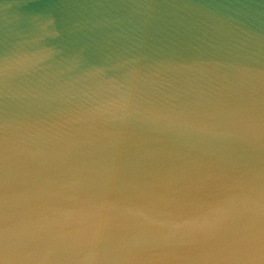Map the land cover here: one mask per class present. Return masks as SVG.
I'll use <instances>...</instances> for the list:
<instances>
[{
	"label": "water",
	"instance_id": "95a60500",
	"mask_svg": "<svg viewBox=\"0 0 264 264\" xmlns=\"http://www.w3.org/2000/svg\"><path fill=\"white\" fill-rule=\"evenodd\" d=\"M0 264H264V0H0Z\"/></svg>",
	"mask_w": 264,
	"mask_h": 264
}]
</instances>
